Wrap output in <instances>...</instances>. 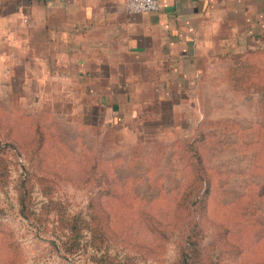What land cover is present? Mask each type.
<instances>
[{
    "label": "rangeland",
    "instance_id": "obj_1",
    "mask_svg": "<svg viewBox=\"0 0 264 264\" xmlns=\"http://www.w3.org/2000/svg\"><path fill=\"white\" fill-rule=\"evenodd\" d=\"M227 60L211 66L180 110L90 123L64 96L10 78L0 60V264H106L109 256L173 264L182 241L176 226L195 214L190 201L200 253H211L212 264H264L262 94L228 81ZM98 210L107 219L100 244L58 218L77 225Z\"/></svg>",
    "mask_w": 264,
    "mask_h": 264
},
{
    "label": "crops",
    "instance_id": "obj_2",
    "mask_svg": "<svg viewBox=\"0 0 264 264\" xmlns=\"http://www.w3.org/2000/svg\"><path fill=\"white\" fill-rule=\"evenodd\" d=\"M7 1L0 60L9 77L64 96L89 123L180 110L211 66L264 47V0H159L141 12L124 0Z\"/></svg>",
    "mask_w": 264,
    "mask_h": 264
},
{
    "label": "trees",
    "instance_id": "obj_3",
    "mask_svg": "<svg viewBox=\"0 0 264 264\" xmlns=\"http://www.w3.org/2000/svg\"><path fill=\"white\" fill-rule=\"evenodd\" d=\"M230 61L232 62L228 65L226 69V79L231 81L234 86H237L241 83L242 88L244 90H258L261 92L262 96L259 99V108L262 116V120H260V124L264 127V47L257 48L254 50H248L241 53H232L230 55ZM192 164L195 166L196 175L200 182H204L207 177L203 168V164L200 160V156L192 147ZM2 150V149H1ZM207 193V190L204 194ZM194 201H190L187 205V211L190 210L194 212L193 218L184 223L178 224L176 226L177 229L181 230L182 236L178 243V256L177 259L174 260L173 264H212V256L210 257L209 252L207 251V255H202L200 246L198 245L196 239L198 234L200 233V220L196 217L195 209L192 207ZM22 208L21 212L25 214L24 208V200H21ZM102 210V209H100ZM106 215V212L104 213ZM99 210L90 212L86 218L80 219V222L75 225V217L70 218L66 216L64 213L60 212L58 218L66 219L68 221L67 226L71 231L79 232L80 228H86L92 234L93 243H101L104 235V225L107 224V219L102 221L104 217ZM105 219V218H104ZM72 220V221H71ZM79 226V227H77ZM76 232V233H77ZM200 236V235H199ZM99 241L95 242L94 239H99ZM200 244V243H199ZM202 255V256H201ZM106 264H122L119 260H116L113 256H109ZM126 264H133L132 262H127Z\"/></svg>",
    "mask_w": 264,
    "mask_h": 264
},
{
    "label": "built area",
    "instance_id": "obj_4",
    "mask_svg": "<svg viewBox=\"0 0 264 264\" xmlns=\"http://www.w3.org/2000/svg\"><path fill=\"white\" fill-rule=\"evenodd\" d=\"M125 7L131 12L156 10L159 0H124Z\"/></svg>",
    "mask_w": 264,
    "mask_h": 264
}]
</instances>
